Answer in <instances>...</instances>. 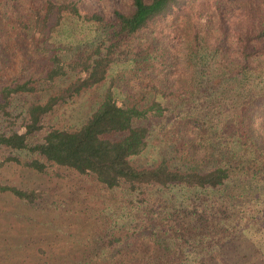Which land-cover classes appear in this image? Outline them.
Returning <instances> with one entry per match:
<instances>
[{
  "label": "trees",
  "instance_id": "obj_1",
  "mask_svg": "<svg viewBox=\"0 0 264 264\" xmlns=\"http://www.w3.org/2000/svg\"><path fill=\"white\" fill-rule=\"evenodd\" d=\"M41 1L19 25L51 52L42 78L2 88L1 119L18 97L35 101L0 147L38 176L74 173L100 207L82 208L85 234L65 222L70 235L43 236L60 195L0 180V203L31 213L5 218L0 264H264V0H130L111 18L85 0ZM52 18L70 20L75 45L47 47ZM97 90L80 128L48 124Z\"/></svg>",
  "mask_w": 264,
  "mask_h": 264
},
{
  "label": "rangeland",
  "instance_id": "obj_2",
  "mask_svg": "<svg viewBox=\"0 0 264 264\" xmlns=\"http://www.w3.org/2000/svg\"><path fill=\"white\" fill-rule=\"evenodd\" d=\"M31 0H6L4 6L0 7V93L5 85L25 83L29 80L37 81L43 76L44 67L47 59L45 57L50 54L51 51L42 52L43 44L41 41V33L37 31L33 25L30 33H23L19 25V21L23 15L27 12L25 4H29ZM36 3L42 4L41 0H35ZM82 7L88 13L99 11L102 14L111 18L114 13V9L128 10L130 0H85ZM56 18L51 19V26L45 31L46 36H50V40L47 42L48 48H55L65 46L69 49L72 44L75 45L74 37L70 36L73 27L70 20L64 22L61 26L55 27ZM52 26L55 28L53 32H50ZM40 27L39 29H41ZM35 31L37 33H35ZM58 88V87H55ZM55 91V89H53ZM102 90L92 91L88 94L78 98L75 102L67 105H63L58 108L48 118V124L52 127L65 128L70 130H76L80 128L87 120V118L96 110L100 100ZM46 94L39 95L41 100H44ZM17 98V97H16ZM35 101L33 96L23 95L14 100V107L11 112L13 115L10 117L2 116L0 112V130L4 131L6 128H14L17 130H23L24 125V104ZM3 115V114H2ZM49 126V127H50ZM42 138V137H41ZM18 156L16 153L11 152L5 148L0 147V180L9 185L17 186L20 188H38L39 190H50L55 194L60 195L65 202V206H62L60 210L62 215L52 220L43 219L42 223L53 222L50 227L43 226L41 224V231L43 236H66L70 235V232L64 233L68 229L63 226L66 222L67 226H72V230L76 234H85V229L78 224L82 225L87 222L82 212V208L90 207L97 211L100 205L97 206L96 200L89 199L87 192H90L91 196L101 194L98 189H94L89 186L87 182H82L70 171L60 170V174L64 176L62 180H58L54 177L56 170H51L49 176H38L34 172L24 169L13 162H6L8 158ZM25 158V157H24ZM20 159V158H19ZM24 161V159H20ZM53 178V179H52ZM49 194V193H48ZM50 195V194H49ZM46 198V195H45ZM85 198L88 200L84 202ZM43 203V202H42ZM85 204L82 206L81 204ZM4 210V213L1 211ZM25 213L26 210L19 208L15 204H1L0 203V228H4L6 224V217L13 216L14 211ZM31 216V213L26 211ZM84 216H83V215ZM2 215V216H1ZM81 217V220H79ZM13 226L21 228L18 224V220L14 218ZM66 220V221H64ZM58 226V227H57ZM26 229H23L28 235L29 226L26 221ZM61 229V230H60ZM83 230V231H82ZM15 236H20L19 232H14ZM12 236V235H11Z\"/></svg>",
  "mask_w": 264,
  "mask_h": 264
}]
</instances>
